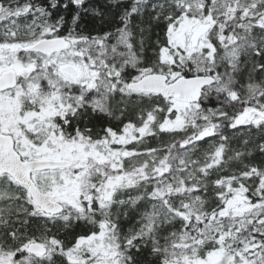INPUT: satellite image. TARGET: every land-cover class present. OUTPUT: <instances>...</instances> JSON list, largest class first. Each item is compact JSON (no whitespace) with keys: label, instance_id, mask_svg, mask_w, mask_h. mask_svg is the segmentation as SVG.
Segmentation results:
<instances>
[{"label":"snow or ice","instance_id":"obj_1","mask_svg":"<svg viewBox=\"0 0 264 264\" xmlns=\"http://www.w3.org/2000/svg\"><path fill=\"white\" fill-rule=\"evenodd\" d=\"M0 264H264V0H0Z\"/></svg>","mask_w":264,"mask_h":264}]
</instances>
